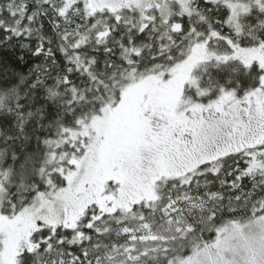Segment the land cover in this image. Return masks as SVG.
Returning a JSON list of instances; mask_svg holds the SVG:
<instances>
[{
    "label": "snow or ice",
    "instance_id": "1",
    "mask_svg": "<svg viewBox=\"0 0 264 264\" xmlns=\"http://www.w3.org/2000/svg\"><path fill=\"white\" fill-rule=\"evenodd\" d=\"M12 40L63 117L0 131V264H264V0H0Z\"/></svg>",
    "mask_w": 264,
    "mask_h": 264
},
{
    "label": "trees",
    "instance_id": "2",
    "mask_svg": "<svg viewBox=\"0 0 264 264\" xmlns=\"http://www.w3.org/2000/svg\"><path fill=\"white\" fill-rule=\"evenodd\" d=\"M23 41L12 40L6 46L0 45V74L9 73L15 76L18 85L20 99L27 98L25 106L26 118L23 121H15L13 118L11 127L4 121H0V131L7 135L9 131L15 133L17 123L24 130V137L17 144L22 145L26 154L39 156L44 147V141L56 131V122L63 117L61 100L49 94V89L58 86L59 81L55 75L44 77L39 81L40 86L26 88L22 81L35 83L34 73L38 66L45 63L44 57L33 55L30 47H25ZM21 57L23 59H21ZM242 85L248 84V78L243 74L239 77ZM30 91V97L28 96Z\"/></svg>",
    "mask_w": 264,
    "mask_h": 264
}]
</instances>
